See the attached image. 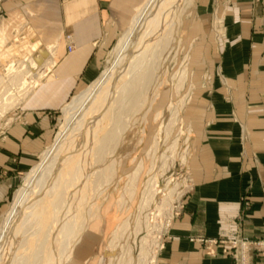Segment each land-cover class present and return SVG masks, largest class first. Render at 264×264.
Segmentation results:
<instances>
[{
  "label": "crops",
  "instance_id": "0c3cea01",
  "mask_svg": "<svg viewBox=\"0 0 264 264\" xmlns=\"http://www.w3.org/2000/svg\"><path fill=\"white\" fill-rule=\"evenodd\" d=\"M146 1L0 0V69L30 43L46 55L42 64L50 62L37 66L43 75L0 129V226L53 144L63 109L101 76ZM185 9L177 31L187 95L183 209L153 264H235L232 240H264V0H188ZM161 86L146 110L150 123L176 95ZM111 208L102 200L65 264H104ZM248 257L247 264H264V252L250 249Z\"/></svg>",
  "mask_w": 264,
  "mask_h": 264
},
{
  "label": "bare ground",
  "instance_id": "6f19581e",
  "mask_svg": "<svg viewBox=\"0 0 264 264\" xmlns=\"http://www.w3.org/2000/svg\"><path fill=\"white\" fill-rule=\"evenodd\" d=\"M187 5L188 0H147L137 10L129 29L119 41L112 66L105 69L89 89L74 97L65 108L64 124L56 135L52 149L53 158H49L47 153L44 154L41 164L27 174L24 185L17 191L3 221L0 233V264L67 263L88 222L85 220L78 225L77 218L68 219V216L91 195L88 196L89 179L93 171L101 167H96L95 164L103 161L102 166L109 174L108 180L111 181L115 174L117 165L113 153L123 142L124 133L133 125L136 114L150 104L157 87H148L149 90L144 95H140L139 89L149 78H158L169 51L172 46H177L180 16ZM37 46V43H30L20 50L23 56L16 69L7 67L11 74L8 78L23 79V76H30V91L37 83L35 79L43 75V72H39L41 67L46 70L50 66V62L45 61L38 69L29 59ZM32 69L35 72L31 73ZM184 80L185 71L182 70L177 76V86L182 87ZM24 83L20 84L22 87H18L19 90L28 86ZM28 90H23L24 93L18 96L17 102L26 98ZM168 108L172 109L171 118L165 128L159 131L160 134L164 133V137L176 120L180 106L178 108L171 105ZM130 118L131 121L128 120ZM157 146L158 140L155 137L151 155L156 154ZM175 146L176 140L168 149L170 153H173ZM140 167L125 180L118 207L124 203V192H129L130 199L133 197V187ZM103 188H100L99 193ZM152 188L151 178L145 182L139 207L149 203L153 195ZM94 193L96 192H92V196ZM26 227L33 230V238L20 240L18 243L16 237L22 236ZM129 230L130 217L112 233L109 249L106 251L109 264H131V254H125L128 248L124 245V238ZM72 238L74 242L70 243ZM25 245L28 246L29 253L24 252L25 255H22L20 249ZM16 247L18 250L15 253ZM146 255L142 247L137 264H145Z\"/></svg>",
  "mask_w": 264,
  "mask_h": 264
},
{
  "label": "rangeland",
  "instance_id": "374dc122",
  "mask_svg": "<svg viewBox=\"0 0 264 264\" xmlns=\"http://www.w3.org/2000/svg\"><path fill=\"white\" fill-rule=\"evenodd\" d=\"M177 37H178V34H177ZM117 45L114 46L113 49L109 52L107 63L105 64L104 70L112 66V63L115 60V56L117 52ZM22 56L23 55L20 52V50L18 52H15L14 54L12 53L11 55L7 56L4 64L2 65L0 69V77H1L0 81L2 80L0 82V88H1L0 89V112H2L0 113V129L4 127L6 122L10 121L11 113L13 112V110L18 108L21 104V102H17L18 96L21 93H24L26 90H28V87L30 86V81H32L29 78L30 76L29 77L23 76V79L22 78H17V79L8 78V76H11V74L9 72L10 70H8L7 67L10 66L11 70L12 68L16 69L19 66L20 61L22 60ZM34 57H38V56L33 51L29 59H31L34 62L33 60ZM184 64L185 63L183 60V54L180 51L179 46H176V45L172 46V49L169 51L164 65L159 70V73L157 76L158 78H154V77L149 78L141 85V88L139 89L140 95H144L145 93H147V90H149L148 87L150 86H153V89H154L155 87L159 88L162 85L159 91H163L162 89H164V87L167 84L171 88L172 94L173 95L176 94L175 98L173 97L172 99L171 105L176 106L178 108L180 106V109L176 117V120H174L173 124L170 125L168 135L164 137V133L160 134L159 131L161 128H165L168 121L170 120L172 109L167 108L161 114H158L156 116V120L154 123H150L151 118H152L151 111H149L148 114H146V110L148 106L144 107V109L141 108L140 112L136 114L137 115L135 118L136 122L133 121L134 122L133 125H131L125 131L123 142L121 143L119 147L116 148V150L113 153L114 160L116 159L115 164L117 165V170L115 171V174L111 178V181L108 180L109 174L107 173L106 170H104V167L102 166L103 161L102 163H99L100 165L95 164L96 167L98 166H101V167L93 171V174L90 177L91 180L89 179V182H88V190H89L88 196L91 194L89 196L91 197V200L89 199V197H86V200L81 204V207L79 206L78 208H76L77 210L74 209L75 211L73 210L68 216V219H71V217L77 218L78 225H81L85 220H88L87 225L92 224L90 222L92 218H94L97 215V212H98V209L100 207L102 200L108 199L110 201V206L112 207L111 209H113V212L116 213V218L115 220H113L112 224L108 227V230H112V231L108 234V238L106 239L105 251L109 249V242L111 240L112 233L116 230L118 226H120V224H122L128 217H130L131 230H129L128 234H126L127 236H125L124 238V245L126 246V248H128L125 254L126 255H128L129 253L131 254V258H132L131 264H137L138 262L137 259H139L138 257H139L142 247H144L145 253L147 254L145 257L147 258V262L145 264H153L155 254L158 251L159 246H160V241L162 237L166 235V230L169 227L170 220L178 216L181 210L183 209V206H182L183 199L182 198H183V189H185V176H184L183 170L185 169L184 165H185V160H186L188 136L186 133L187 131L181 125L180 112L184 106L187 95L186 93L183 92V88L185 85L184 82L181 85L182 87L177 86V76L179 72L184 70ZM32 70L34 71H31V73L35 72V69H32ZM9 80L12 82H10ZM35 80L38 83L40 78H37ZM7 82H9V84ZM22 82L23 83L25 82L24 83L25 85L27 83L28 86L26 85L27 86V87L25 86L26 88L19 90L18 87L19 88L22 87L20 85ZM92 85H90L88 88H86L82 92L89 89ZM14 87H15V90H14ZM181 89L182 91L180 92ZM2 90H3V93H2L3 95L1 94ZM28 91L29 93L31 92L30 90ZM10 92H13V93H10ZM79 94H77L76 96H78ZM71 101L69 102V104L71 103ZM69 104H67V106ZM171 105H169V107ZM65 108L63 109V112H62L61 125L59 128V131L64 124ZM128 120L131 121V118ZM155 137L158 140V146H157L156 154L153 156L150 154V151H151V146L153 145L155 141ZM174 140H176L175 150L173 151V153H170V150L168 149ZM53 145H54V142L47 149L48 151L46 150L41 155L36 166H39L41 164L43 160V156L44 154L46 155V153L49 155L48 156L49 158H53V155H54L52 151ZM139 165L141 166V169L138 172L137 180L133 187L134 195L130 199L129 192L128 191L124 192L123 194L124 203L122 204V206L118 207L117 203H118L120 196L122 195V190L125 187V184H126L125 180L127 179L128 176H130L136 170V168ZM26 176L22 184L17 188L16 192L13 194L12 199L10 200V203H9L8 211L11 205L13 204L14 197L17 191L21 189L22 186L24 185ZM151 178H152V184H153V188H152L153 195L151 196V200L145 206L139 207L140 200L142 197V190L144 188L145 182ZM104 181L105 183H103ZM91 187H92V190H90ZM100 188H103L101 193H99ZM92 192H96V193H94L92 196ZM91 215H93L92 218L89 217ZM95 219H97V217H95ZM3 221L0 226V233H1L2 225H3ZM26 228L24 229V232H23L24 236L19 235L18 237H16V240L18 238V243H20L19 242L20 240L27 241L28 238H29L28 240H31V238H33V230H30V228L26 230ZM143 238L145 239V242H143ZM73 242L74 241L72 238L70 240V243H73ZM245 243L246 242L241 240L240 238H236L235 240H232L230 242V246L232 250L235 252V251H238L239 245L242 246ZM251 243L253 242H249V244ZM18 245L19 244H17L16 246L19 247ZM17 247L15 248V253L18 250ZM20 250L19 251L23 253L22 255H25L24 252L26 254L29 253V248L27 245H25V247L23 246ZM254 250H256L257 252H264V251H260L255 248ZM125 254L124 256H126ZM106 257L107 255L105 254L104 264H109L108 259Z\"/></svg>",
  "mask_w": 264,
  "mask_h": 264
},
{
  "label": "built area",
  "instance_id": "2783aa9c",
  "mask_svg": "<svg viewBox=\"0 0 264 264\" xmlns=\"http://www.w3.org/2000/svg\"><path fill=\"white\" fill-rule=\"evenodd\" d=\"M0 11H1V4H0ZM68 51L71 49L69 46ZM258 249L260 251H264V240L253 242L251 244L245 243L244 245H239V253L238 251L233 252L232 258L235 261V264H247L249 259V250L250 249Z\"/></svg>",
  "mask_w": 264,
  "mask_h": 264
},
{
  "label": "water",
  "instance_id": "95a60500",
  "mask_svg": "<svg viewBox=\"0 0 264 264\" xmlns=\"http://www.w3.org/2000/svg\"><path fill=\"white\" fill-rule=\"evenodd\" d=\"M44 57H46L45 54H43L42 56H38V57H34L33 60H34V63L36 64V66H39L42 64V61L44 59ZM34 71V70H32Z\"/></svg>",
  "mask_w": 264,
  "mask_h": 264
}]
</instances>
